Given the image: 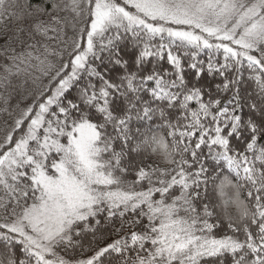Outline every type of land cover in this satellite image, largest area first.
I'll return each instance as SVG.
<instances>
[{"label":"snow or ice","instance_id":"6c2138e0","mask_svg":"<svg viewBox=\"0 0 264 264\" xmlns=\"http://www.w3.org/2000/svg\"><path fill=\"white\" fill-rule=\"evenodd\" d=\"M0 264H264V0H0Z\"/></svg>","mask_w":264,"mask_h":264}]
</instances>
